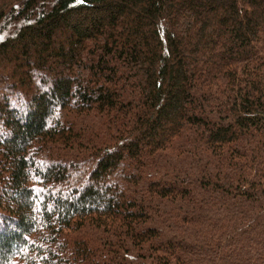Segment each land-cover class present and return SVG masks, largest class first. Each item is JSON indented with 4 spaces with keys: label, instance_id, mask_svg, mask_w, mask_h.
Segmentation results:
<instances>
[{
    "label": "trees",
    "instance_id": "trees-1",
    "mask_svg": "<svg viewBox=\"0 0 264 264\" xmlns=\"http://www.w3.org/2000/svg\"><path fill=\"white\" fill-rule=\"evenodd\" d=\"M0 264H264V0H0Z\"/></svg>",
    "mask_w": 264,
    "mask_h": 264
}]
</instances>
